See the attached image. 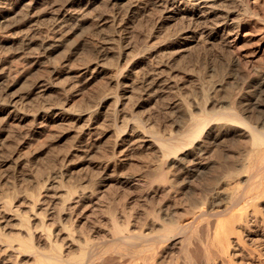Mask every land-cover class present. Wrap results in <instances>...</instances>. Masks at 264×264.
Wrapping results in <instances>:
<instances>
[{"label": "rangeland", "instance_id": "rangeland-1", "mask_svg": "<svg viewBox=\"0 0 264 264\" xmlns=\"http://www.w3.org/2000/svg\"><path fill=\"white\" fill-rule=\"evenodd\" d=\"M15 1L8 0V6ZM67 1L58 0V5ZM109 1L98 0L83 11L81 14L85 17H80L81 21L74 20L61 31L68 35L65 45L44 58L30 57V53L34 55L37 51L39 39L31 48H20L24 33L34 21L40 28L35 32L38 38L52 35L54 29L50 26L49 15L37 17L28 23L24 15L14 13L15 20L21 18L15 24L10 21L15 26L6 28L9 23H0V32L3 31L0 35L10 39L13 37L12 41L0 45V62L5 68V76L0 78V206L8 196L14 195L13 208L25 213L30 209L29 204L32 205L27 194L35 193L38 196L41 192L37 209L42 210V200L52 199L53 205L57 206L53 214L55 218L60 212L62 220L71 223L79 235H90L92 244L88 250L93 252L119 241L132 246L134 243L129 241L131 238L128 236L140 231L148 236L136 240L137 247L145 245L144 248L147 246L148 249L159 234L160 225L151 227L150 211L154 204L158 208L160 200L162 204L164 199L158 195L152 202L148 193L151 180L157 174L154 165L159 162L160 156L168 154L169 157L191 158L204 140L208 142L204 156L208 155V160L216 159L212 156L217 157L215 161L220 164L221 159L225 161L227 157L229 160L230 157H239L238 153L243 156L247 153L249 143L242 134L244 126L221 118V115L234 110L228 102L233 98L231 93L237 96L250 81L260 80V74L264 73V12L261 11L260 0H252L253 6L246 10V17H251L253 23L247 25L239 35L236 50L224 47L218 40L212 44L205 43L206 56H203L206 58H198L199 48H195L198 45L192 38L186 41L191 43L190 51H181L172 58L167 45L170 41L184 40L178 36L181 24L175 21L160 22L157 11L155 15V11L152 14L145 11L134 14L138 17H128V14L124 17V7L129 0ZM77 3L78 0H75L71 5ZM107 6L111 14L117 15V20H111ZM19 9L21 11L23 6ZM40 9L42 6L36 10ZM99 14L107 16V19L103 22ZM45 18L46 21L43 20ZM77 23L80 25L76 28L73 25ZM14 37H17L16 40ZM74 50L76 52L72 53ZM100 53L104 55L100 57ZM54 65L57 71L52 75L50 70ZM152 68L158 76L167 80V87L146 89ZM41 78L47 79L45 90L36 86ZM131 85L136 89L125 94L126 90L131 89L127 86ZM236 96L232 100L240 98ZM261 98L263 103L258 108L261 112L253 110L254 115L264 113V93ZM179 100L186 101V105L179 103ZM13 103L16 105L13 106ZM204 118L203 124L201 121L204 122ZM198 122L203 129L198 128ZM192 128H201V136L189 138ZM161 141L176 146L174 152L162 149ZM259 161L253 166L260 172L256 173L254 169L255 174L249 172L253 168L250 166L242 174L245 176L228 180L225 185L228 191L240 187V194L246 195L241 199L242 203L240 200V207L247 198L255 195L252 191L259 175H264V160ZM54 168H62L63 172L50 181L47 178ZM167 169L169 176L176 174L179 180L186 178L192 181V185L196 184L193 185L196 190L192 188L193 194L191 192L186 196L179 192L170 197L171 201H167L170 208L181 213L178 218L186 227L185 231L181 228L184 233L176 231L175 237L184 238L196 227L193 223L192 226L189 224L191 215H183L186 214L184 207L187 210V201L198 197L196 191L204 185L209 174L194 179L176 167ZM252 174L257 177L253 179ZM198 181L203 183L198 185ZM49 186L52 188L48 192ZM92 190L94 195L76 203L77 193L86 192L88 196ZM263 198L260 202L258 199L256 205L249 206L248 222L235 223V230L240 229V235L237 231L230 235L231 244L228 256L223 255V264H264ZM65 212L72 213L73 218L69 220ZM53 219L48 222L56 220ZM16 220L11 221L14 226ZM194 223L198 225V222ZM11 226L7 232L19 231L18 225L14 229ZM192 228L193 231L190 230ZM194 242L197 244L196 239ZM192 245L196 247L194 243ZM177 246L171 249L172 260L185 264L180 243Z\"/></svg>", "mask_w": 264, "mask_h": 264}, {"label": "bare ground", "instance_id": "bare-ground-1", "mask_svg": "<svg viewBox=\"0 0 264 264\" xmlns=\"http://www.w3.org/2000/svg\"><path fill=\"white\" fill-rule=\"evenodd\" d=\"M7 1L8 0H0V23H9L8 25L6 24V26L4 25L6 28H12V26H15L12 24L13 22H10L11 20L14 21L15 24V21L21 19L18 18L17 20H15L16 14L13 15L14 13L24 15V20L28 23H32L37 17H41L44 15H49L51 17L50 26L52 29H54L51 36L47 35L42 37L41 35H39L42 38H38L35 32L39 31L40 28L38 26V23L34 21L35 23L33 22V24L29 25L30 28L24 33L23 39L21 38L22 40H24L23 43H20V49L31 48L32 45L37 43L39 39V47L37 51L34 52V55L30 53V57L44 58L58 51L65 45L68 39V35L67 33H65V31L63 32L65 34H63L61 31L67 28L72 21H81L80 17H85V15L82 16L83 14L81 13L83 11L85 12V10H87L91 5L95 4L98 0H78V3L73 6L71 5V3L75 2V0H68L66 3H63L60 6L58 5V0H17L13 4H11L12 6L10 7L8 6ZM110 1L108 3H110ZM260 1H262V8L264 10V0ZM252 2V0H129L124 7L125 10L121 5L120 8L125 11L124 12L122 10L125 13L124 17H126V15L128 14V17L134 18L135 13L139 12L138 14H140V12L144 13L145 11H150V14L155 11L153 13L155 15L157 11L160 16L158 17L160 18V22L175 21L176 23L181 24L182 27L178 33V36H180L181 39L184 40L178 42L175 40L170 41V43L167 45V48L170 49V51L168 52L171 57L174 58V55L181 51H190L191 43H187L186 41L188 38H192L193 41L198 45V47L195 48H199L198 58H204L206 56V54H204L205 43L212 44L213 41L218 40L223 44L224 47L229 48L232 51L236 48L237 42L240 38L239 35L243 32L247 25L253 23L252 19H250L251 17H246V10L253 6L254 2ZM105 3L107 4V1ZM22 6L23 9H21V11H18V9ZM39 6H42V9L36 10ZM107 7L105 8L108 12ZM111 7L114 8L113 5ZM108 8L110 9V7ZM263 10L261 11L264 12ZM87 12L88 11H86V13ZM105 15L99 14L98 16H100V19L103 21L107 19V16ZM109 17L113 21L117 20V15L114 16V14H111ZM158 18L157 20H159ZM46 19L47 18L43 20L46 21ZM118 19L120 20V18ZM108 21H110V19ZM134 21H136V19ZM47 22L49 21L47 20ZM40 24L41 23H39V25ZM79 25L80 23H77L73 26H76L77 28L79 27ZM5 30L7 31V29ZM2 35H0V45L8 41H12L13 37L10 39L8 36ZM16 38L14 37L15 40ZM69 47L72 48V46ZM205 49L207 52L206 47ZM75 52L76 50H74L72 53ZM203 54L205 56H203ZM103 55L104 53H100V57H102ZM1 63L2 62H0V66H2ZM4 69L5 68H3V66L0 68V78L5 76ZM56 71V66H52L50 70L52 75L56 74ZM260 76V80L258 81L251 82L249 80L250 83L248 85L246 84L247 86L243 88L245 91L239 89L240 92L238 93L240 94L236 92L238 94L237 96L240 98L232 100L234 98V95L236 96V94L233 95V90L228 89L230 92H233L231 93V97L233 98L230 100L231 102H228L229 104H232L230 108H233L234 110H230L228 113H222L221 115V118H228V120L233 122L234 124L238 123L240 124V126H244V131L242 134H244L248 138L247 141L249 143V148L247 149V153L244 156L242 153L237 154V151L235 154L239 155V157H230V159L228 160V157H223L225 156L223 155V159H226L224 161L220 158L221 160H219V162H221V164L215 161L218 158L212 155L211 158L216 159L208 160L206 158L208 155L204 156L206 153L205 144H207L208 146V142L207 140H204V142L202 143L200 141L201 144L199 145V149L197 151L195 150V153L191 158H184L182 156L178 157L176 155L174 157H169L168 154L162 153L164 154L163 157L160 156L161 159H159V162L157 161V163L154 165V168L157 170V174L155 178L151 180L152 186H150L151 188H149L150 192L148 191V194H150L152 202L158 195L161 196L164 200L162 204V200H160V206L158 205V208L154 207V204V206H152V210L150 211V217H152V219H149V221H151V227L160 225L159 227H161V229L159 230V234L156 237H154L155 234L153 235V242L149 244L148 249L147 246L146 248H144L145 245H142L141 248L137 247L138 245L135 241L139 240L140 238H147L148 236L147 234H144L143 231H140L128 236L129 238H131L129 239V241L131 243H134V245L132 246H128L127 243L119 241L109 244L100 250L97 249L98 251L96 252L89 251L88 246L90 247V245L92 244V238L90 235H79L76 231H74L73 225L71 223H67L62 220L63 215L60 212H58V218L56 219L53 214L56 212L57 206L56 204L53 205L52 199L50 201L47 199L42 200V205L44 206L40 211V209H37L36 205L37 199H39L38 196L41 194V192L38 193V196L35 193H28L30 196H28L27 194V198L29 199V201L30 199L32 200V205L29 204L30 209L25 211V213L21 212L17 208H13L15 199L14 195L8 196L7 199L3 201V203L1 202L0 264H178L173 261L174 259L172 260L173 255L171 254L173 253L171 252V249L177 246V244L179 246V243V248L183 250L185 264H223V262L225 261L223 260V258L225 257H223V255L226 254L228 256L227 252L231 244L230 235L235 231H237L236 233H240V229L237 228L238 230H235V223L238 225L239 221L241 223L243 221L248 222V208H250L249 206L256 205L258 199V202H260L261 197H264V175L262 176L261 174L259 175L258 183L255 185L254 190L252 191L251 189V191L255 195L251 198H247L248 200L244 201L246 203L241 207L238 206L240 200L244 199V196L246 195L242 193L240 194V187H237L234 191H228V188L226 189L225 187V185L228 184V180H234L237 177L239 178V176H245L242 174H245V171H248L247 169L250 168V166L255 165L259 160H264V117H261L264 116V113L262 111L263 115H261V113H258V116L256 114L254 115L253 112V110L256 111V109L260 108L263 103V101H261V97L264 93V73L260 74ZM148 79L150 80L149 82L148 80L146 81L148 84L146 89L164 87L166 84H168L166 79H162L161 76H158V73L154 71V68H152V72H150ZM45 81H47V79L41 78L39 81H37V84L35 82L37 88H42L41 90H45L48 83H46ZM175 84H177V82ZM127 87H131V89L126 90L125 94H127L128 91L132 92L136 89L132 85ZM163 91H165L164 88ZM178 102L182 105H186L187 103L184 100H179ZM178 102H176V104H178ZM15 105L16 104L13 103V106ZM199 120H203V118H199ZM201 122L204 124L205 118L204 122ZM195 123L197 124V122ZM198 125H200L198 126V128L202 127L201 123L199 124V122ZM43 126L44 125H42V127ZM198 128L195 130H193V128L192 130L190 129L192 132L189 131V133L191 132L189 134V138H194L200 135L202 130L201 128ZM203 128L204 127H202V129ZM183 137L185 138V136ZM186 141L188 140L186 139ZM191 141L192 140H190L189 142ZM246 146L248 145L246 144ZM160 147L162 149L174 152L176 146L161 141ZM168 167H176L180 170H183L184 173H187V177H194V179L209 174L208 177L205 178L207 181H204V185L202 187L198 185H201V183H203L201 182L203 181L201 180L203 178L200 179L201 183L199 181L197 183V186L201 188H198V192L196 191L198 195L196 193L194 194L198 197L195 199H193L192 197V200L190 199V201L187 199V202L189 204L187 203V210H185L186 208L184 207V213L186 214L183 215H191V220H189L191 222L189 224H191L192 226L193 223L194 227L195 225L196 227L195 230L193 228L190 229L191 231L194 230V232H192L193 234L190 232L188 233L189 235H186L185 233L186 237L183 236L184 238H178L177 236L175 237L178 230L182 231V229L184 230L186 227H183L185 225L180 223L179 218L181 217V213L179 212V214L175 209H173L172 207L170 208V205L167 204V201L170 199V197L179 194V192H182V194H186V196H189L187 194H190L191 192L193 194L194 190L192 188H194L196 184L193 182L195 184V186H193L194 184H191L192 181L186 180V178H184L183 180H179L178 175L176 174L169 176L167 169ZM256 168H258V165ZM253 169L255 170L254 166L252 170L250 169L249 172L253 171ZM258 171H256V173H258ZM62 172V168H54V170H52L48 175L47 179L51 181ZM262 173L264 174V171ZM252 175L251 177H253V179L257 177ZM253 182H255V180L252 181V183ZM252 183H249V185H251ZM51 188V186L47 187V191L49 192ZM194 189L196 190V187ZM94 193V190H92L90 194H88V196L86 195V192H80L77 193V195L75 194L77 197L76 203L78 204L86 197H91L92 195H94ZM182 196L183 195H181V197ZM169 201H171V199ZM242 201L243 200H241V203ZM61 209L64 210L65 207H62ZM66 209L68 208L66 207ZM70 209H72V207ZM255 210L253 209V212ZM262 210L261 212L263 213L264 210ZM65 214L69 216V220H71L70 218H73L72 213L65 212ZM178 214L180 215V217L178 216ZM67 216H65V218ZM53 217L56 220H54ZM13 219L18 220H16L17 223L14 222L15 226L11 222ZM49 219H53L54 221L48 222ZM56 222H59V224L57 223L59 226L56 224ZM194 222H198V225ZM17 225V230L19 231L12 233L7 232L8 227L11 226L13 227L12 229H14V227H16ZM53 225L54 227L57 225V228H53ZM146 225L148 226V224ZM118 230H120L119 227ZM149 237L152 238V236ZM194 239L197 240V244L194 242ZM160 243H163L164 245H161ZM193 243L194 245H196V247H192Z\"/></svg>", "mask_w": 264, "mask_h": 264}]
</instances>
